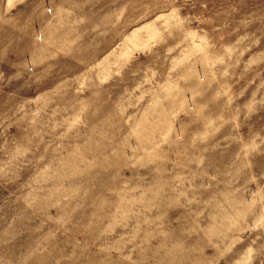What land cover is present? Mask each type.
Instances as JSON below:
<instances>
[{
	"label": "rangeland",
	"instance_id": "1",
	"mask_svg": "<svg viewBox=\"0 0 264 264\" xmlns=\"http://www.w3.org/2000/svg\"><path fill=\"white\" fill-rule=\"evenodd\" d=\"M0 264H264V0H0Z\"/></svg>",
	"mask_w": 264,
	"mask_h": 264
}]
</instances>
